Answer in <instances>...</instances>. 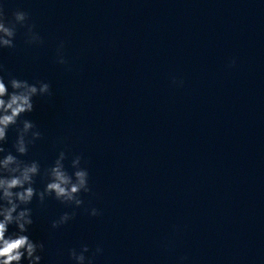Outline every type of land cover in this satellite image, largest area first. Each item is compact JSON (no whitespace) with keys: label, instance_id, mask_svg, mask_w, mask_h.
<instances>
[{"label":"water","instance_id":"95a60500","mask_svg":"<svg viewBox=\"0 0 264 264\" xmlns=\"http://www.w3.org/2000/svg\"><path fill=\"white\" fill-rule=\"evenodd\" d=\"M98 210L93 264H264V0H118Z\"/></svg>","mask_w":264,"mask_h":264},{"label":"clouds","instance_id":"9594fccd","mask_svg":"<svg viewBox=\"0 0 264 264\" xmlns=\"http://www.w3.org/2000/svg\"><path fill=\"white\" fill-rule=\"evenodd\" d=\"M29 20V14L22 10L15 11L9 19L4 5L0 4V49H15L18 26L27 28L28 44H43L42 37ZM63 48L62 43L57 50V62L61 65L67 64ZM179 83L182 85L183 81ZM52 94L50 83L42 80L29 83L15 77L0 63V264H25V261L27 264H42L45 244L33 241L28 235L35 222L31 207L34 200H38L41 206L54 199L65 206L81 208L85 203L82 194L91 193L90 174L82 155L71 158L72 171L65 165L69 160L67 151H61L54 164L44 169L37 160L21 159L28 156L30 146L34 147L44 138L37 124L25 117L35 111L36 98ZM12 129L16 131L15 154L5 147ZM37 178L45 185L42 190L36 187ZM100 214L96 208L90 211L92 217ZM75 217V211L65 212L52 221L51 227L59 229ZM13 227L16 230L10 231ZM102 251L98 247L90 258L86 255L90 248L85 244L79 251L70 249L69 256L75 264H93L95 255Z\"/></svg>","mask_w":264,"mask_h":264}]
</instances>
